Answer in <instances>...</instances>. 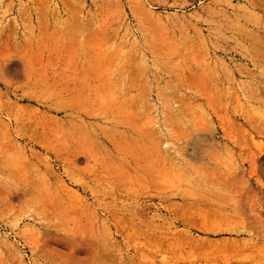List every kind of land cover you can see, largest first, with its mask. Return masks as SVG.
I'll use <instances>...</instances> for the list:
<instances>
[{
	"label": "rangeland",
	"instance_id": "374dc122",
	"mask_svg": "<svg viewBox=\"0 0 264 264\" xmlns=\"http://www.w3.org/2000/svg\"><path fill=\"white\" fill-rule=\"evenodd\" d=\"M0 264H264V0H0Z\"/></svg>",
	"mask_w": 264,
	"mask_h": 264
},
{
	"label": "bare ground",
	"instance_id": "6f19581e",
	"mask_svg": "<svg viewBox=\"0 0 264 264\" xmlns=\"http://www.w3.org/2000/svg\"><path fill=\"white\" fill-rule=\"evenodd\" d=\"M11 60H12V59H11ZM11 62H12V61H11ZM6 63H7V62H6ZM9 63H10V62H9ZM12 63H13V62H12ZM10 66H11V65H10ZM12 66H13V65H12ZM8 69H9V68H8ZM12 69L14 70V68H12ZM12 69H11V70H12ZM9 71H10V70H9Z\"/></svg>",
	"mask_w": 264,
	"mask_h": 264
}]
</instances>
